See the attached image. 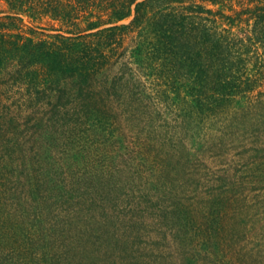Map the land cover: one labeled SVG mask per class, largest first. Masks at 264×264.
Instances as JSON below:
<instances>
[{"label":"rangeland","instance_id":"374dc122","mask_svg":"<svg viewBox=\"0 0 264 264\" xmlns=\"http://www.w3.org/2000/svg\"><path fill=\"white\" fill-rule=\"evenodd\" d=\"M30 112L0 123V264H264V123L177 137L175 114L102 127Z\"/></svg>","mask_w":264,"mask_h":264},{"label":"trees","instance_id":"16d2710c","mask_svg":"<svg viewBox=\"0 0 264 264\" xmlns=\"http://www.w3.org/2000/svg\"><path fill=\"white\" fill-rule=\"evenodd\" d=\"M0 1L9 9L0 23V123L26 109L102 127L175 114L177 137L225 120L264 123V0H236L231 12L222 8L229 0ZM24 15L50 19L57 33L15 31Z\"/></svg>","mask_w":264,"mask_h":264}]
</instances>
